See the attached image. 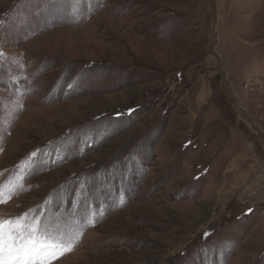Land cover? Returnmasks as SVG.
Listing matches in <instances>:
<instances>
[{
  "label": "rangeland",
  "instance_id": "1",
  "mask_svg": "<svg viewBox=\"0 0 264 264\" xmlns=\"http://www.w3.org/2000/svg\"><path fill=\"white\" fill-rule=\"evenodd\" d=\"M232 142L264 204V0H0V216L52 264H264V205L180 210Z\"/></svg>",
  "mask_w": 264,
  "mask_h": 264
},
{
  "label": "crops",
  "instance_id": "2",
  "mask_svg": "<svg viewBox=\"0 0 264 264\" xmlns=\"http://www.w3.org/2000/svg\"><path fill=\"white\" fill-rule=\"evenodd\" d=\"M130 111H133V108H131L129 112ZM121 114L122 113L117 112L115 113V116L118 117ZM223 147L224 148L219 154H217V156H215V154L213 153L207 156V173H201L200 169L199 173H197L199 177L198 181L202 183L199 194L196 198L197 204L200 207L198 208V212H196L197 208L194 201H188L184 204H181V211L192 213L193 216L197 214V218H202V220L206 218V220L208 221L210 215L207 211L211 208L218 197H220L221 199L219 205L223 209H227L231 205V198L234 196V194V199H248V201L246 200L244 203L240 204L241 207H246L247 203H250L251 201L253 202L250 197V191L252 188L251 186L259 181L258 177L260 175L258 176L257 170L255 171V173L249 171L248 163L252 161L251 157L247 153L242 155V152H240L238 156H235L237 155V152H235L234 149H236V147H239V145L235 144L234 142L226 144L224 143ZM234 159H236L237 163L235 164V166L229 163V160H232L233 162ZM262 205L264 204L260 202L255 203L251 206L257 207ZM172 206L177 208L179 204H172ZM251 206L246 207L244 210L252 208ZM193 221L196 223L198 222L196 221V218Z\"/></svg>",
  "mask_w": 264,
  "mask_h": 264
},
{
  "label": "snow or ice",
  "instance_id": "3",
  "mask_svg": "<svg viewBox=\"0 0 264 264\" xmlns=\"http://www.w3.org/2000/svg\"><path fill=\"white\" fill-rule=\"evenodd\" d=\"M17 186L8 189L0 186V203H6ZM33 209L18 216H0V264H52L72 244L66 242L64 233L50 227H41L40 220L30 215Z\"/></svg>",
  "mask_w": 264,
  "mask_h": 264
},
{
  "label": "bare ground",
  "instance_id": "4",
  "mask_svg": "<svg viewBox=\"0 0 264 264\" xmlns=\"http://www.w3.org/2000/svg\"><path fill=\"white\" fill-rule=\"evenodd\" d=\"M121 24V23H120ZM79 45V44H78ZM79 46H82V42H81V44L79 45ZM76 48H77V45L75 46ZM78 51V50H77ZM79 54V53H78ZM78 56V55H77Z\"/></svg>",
  "mask_w": 264,
  "mask_h": 264
}]
</instances>
